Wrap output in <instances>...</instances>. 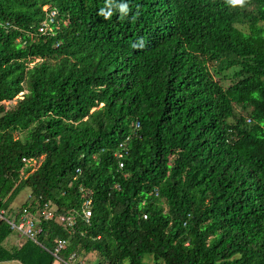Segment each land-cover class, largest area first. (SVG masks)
I'll return each mask as SVG.
<instances>
[{"label": "trees", "instance_id": "obj_1", "mask_svg": "<svg viewBox=\"0 0 264 264\" xmlns=\"http://www.w3.org/2000/svg\"><path fill=\"white\" fill-rule=\"evenodd\" d=\"M21 188L47 250L0 222V262L264 264V0H0V209Z\"/></svg>", "mask_w": 264, "mask_h": 264}, {"label": "built area", "instance_id": "obj_2", "mask_svg": "<svg viewBox=\"0 0 264 264\" xmlns=\"http://www.w3.org/2000/svg\"><path fill=\"white\" fill-rule=\"evenodd\" d=\"M56 20H57L56 11L48 12L45 21L41 24V26L38 29L39 33L47 34L49 32L52 34L53 30L51 28V25L57 24L58 22ZM136 126H138V124ZM23 161L25 160L23 159ZM33 162L35 163V160L26 161L28 165H31ZM76 173H79V171L77 170ZM89 203L90 202L88 200L84 201L83 203V207H85L83 213L86 221H88V218L90 217V211L87 208ZM38 215L42 217L44 220L52 219L53 218L52 208L49 209L48 205H44L43 208L38 211ZM60 220L63 221L62 218H60ZM0 222L6 223L11 231L18 233V235L21 236L23 239L37 243L39 246L47 250L37 240L41 232V229L38 226L37 214L33 215L26 209H23L21 213L12 212L10 214L9 212H7V210L0 209ZM66 244H67L66 240L54 241L53 251H49V253L52 255L51 257H53L55 262L61 264H83L81 262V257H79L76 253L67 255L65 259L59 257L61 251L65 248Z\"/></svg>", "mask_w": 264, "mask_h": 264}, {"label": "rangeland", "instance_id": "obj_3", "mask_svg": "<svg viewBox=\"0 0 264 264\" xmlns=\"http://www.w3.org/2000/svg\"><path fill=\"white\" fill-rule=\"evenodd\" d=\"M48 7H45V10H47ZM7 108H11L14 104H15V100L12 102H7V103H3ZM34 163V162H33ZM31 164L30 167L34 170L36 168V166H38V162L35 161L34 164ZM29 196V190L27 188H21L16 195H14L12 197V199L10 200V206L13 210L18 209L19 207H21V205L27 201V197ZM18 233L13 232L6 241H8L9 239L12 240H16L18 235ZM23 239V238H22ZM21 238L18 240L23 241ZM7 245V246H6ZM5 247H9L8 243L4 244ZM79 257H81V262L83 264H97L96 260V256L95 254H88V255H80ZM151 257L150 256H144L143 257V262L144 264H151ZM0 264H9V263H0ZM10 264H14V263H10ZM54 264H61V263H56L54 262ZM124 264H128L127 262H125Z\"/></svg>", "mask_w": 264, "mask_h": 264}, {"label": "crops", "instance_id": "obj_4", "mask_svg": "<svg viewBox=\"0 0 264 264\" xmlns=\"http://www.w3.org/2000/svg\"><path fill=\"white\" fill-rule=\"evenodd\" d=\"M29 197V196H28ZM7 210V212H9V213H14L15 211L11 208V206L9 205V208L8 209H6ZM16 210V209H15ZM12 211V212H11ZM18 235V234H17ZM22 239V237L21 236H19L18 235V237H17V239L16 240H12V239H9L8 241H6L5 242V244L6 243H8V245H9V248H13V247H18L20 244H21V240H18V239ZM23 240V239H22ZM7 246V245H6ZM0 263H14V264H21V263H19V262H17V261H6V262H0Z\"/></svg>", "mask_w": 264, "mask_h": 264}, {"label": "clouds", "instance_id": "obj_5", "mask_svg": "<svg viewBox=\"0 0 264 264\" xmlns=\"http://www.w3.org/2000/svg\"><path fill=\"white\" fill-rule=\"evenodd\" d=\"M227 2L230 4V5H232V6H243L245 3H246V0H227ZM46 7H48V6H46ZM43 9H44V11H46V13L48 14V12H50V11H56V10H49V8L47 9V10H45V7H43ZM56 13H57V11H56ZM45 21V19L43 20V22ZM58 23H57V26H60V24H65V22H63V21H60V20H56ZM42 22V23H43ZM59 28V27H58ZM121 167V166H120Z\"/></svg>", "mask_w": 264, "mask_h": 264}]
</instances>
